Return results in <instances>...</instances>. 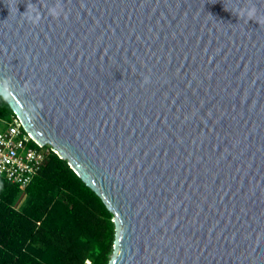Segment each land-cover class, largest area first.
Segmentation results:
<instances>
[{
  "label": "water",
  "instance_id": "water-1",
  "mask_svg": "<svg viewBox=\"0 0 264 264\" xmlns=\"http://www.w3.org/2000/svg\"><path fill=\"white\" fill-rule=\"evenodd\" d=\"M0 96L113 214L109 264H264V0H0Z\"/></svg>",
  "mask_w": 264,
  "mask_h": 264
},
{
  "label": "trees",
  "instance_id": "trees-1",
  "mask_svg": "<svg viewBox=\"0 0 264 264\" xmlns=\"http://www.w3.org/2000/svg\"><path fill=\"white\" fill-rule=\"evenodd\" d=\"M11 113L0 96V128ZM113 219L102 198L51 150L26 187L0 176V264H109Z\"/></svg>",
  "mask_w": 264,
  "mask_h": 264
},
{
  "label": "built area",
  "instance_id": "built-area-1",
  "mask_svg": "<svg viewBox=\"0 0 264 264\" xmlns=\"http://www.w3.org/2000/svg\"><path fill=\"white\" fill-rule=\"evenodd\" d=\"M51 150L52 147L39 145L15 116L12 122L0 128V176L26 187L39 172Z\"/></svg>",
  "mask_w": 264,
  "mask_h": 264
},
{
  "label": "rangeland",
  "instance_id": "rangeland-1",
  "mask_svg": "<svg viewBox=\"0 0 264 264\" xmlns=\"http://www.w3.org/2000/svg\"><path fill=\"white\" fill-rule=\"evenodd\" d=\"M13 117H15L14 112H13V114L11 113V115L9 116V119L8 120L12 122ZM6 122H8V121H6ZM112 255H113V252L111 254V257H112ZM88 264H90V261L88 262Z\"/></svg>",
  "mask_w": 264,
  "mask_h": 264
}]
</instances>
